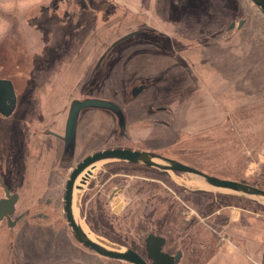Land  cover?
I'll list each match as a JSON object with an SVG mask.
<instances>
[{
    "label": "rangeland",
    "instance_id": "1",
    "mask_svg": "<svg viewBox=\"0 0 264 264\" xmlns=\"http://www.w3.org/2000/svg\"><path fill=\"white\" fill-rule=\"evenodd\" d=\"M0 29V78L17 100L11 117L0 115V199L2 184L19 195L16 225L0 223V264H129L84 247L66 221L71 170L58 169L64 142L47 133L64 136L74 99L112 101L126 119L119 137L111 112L83 111L76 162L110 148L149 151L264 189V15L251 0H0ZM109 167L96 168L79 199L95 236L147 259L146 230L163 228L166 210L163 251H183L179 264H197L193 248L209 257L204 264H264L263 206L246 199L213 209L236 196L180 192L167 179L168 206L154 210L148 198L162 186L150 193L142 183L158 174ZM178 177L198 188L195 177ZM41 213L49 219L34 218Z\"/></svg>",
    "mask_w": 264,
    "mask_h": 264
},
{
    "label": "water",
    "instance_id": "2",
    "mask_svg": "<svg viewBox=\"0 0 264 264\" xmlns=\"http://www.w3.org/2000/svg\"><path fill=\"white\" fill-rule=\"evenodd\" d=\"M251 1L264 15V0ZM243 22L244 20L239 21L237 26L235 23H232L230 29L238 30ZM132 34L134 33L122 37L114 45L126 40ZM106 54L107 53H105L102 59H100L99 64L102 62ZM144 89V85L134 89L133 96H137ZM16 105V94L12 82L0 78V114L4 117H10L16 110ZM85 110H102L111 112L118 121L119 135L122 136L125 134L126 119L118 104L109 100L96 98H85L82 100L74 99L70 104L66 120L65 134L63 137H60L65 143L61 159L62 167L63 165L65 167L72 163L76 146L77 128L81 113ZM115 163L134 164L158 170L181 189L200 193L207 191L224 192L229 195L251 200L264 207V189L253 186L246 181L221 179L154 152L137 151L125 148H112L97 151L84 158L72 170L65 186L64 211L66 221L75 239L80 244H83L85 247L97 252L105 258L130 264H179L183 256L180 251L176 254H170L163 251V246L166 240L161 236L149 234L144 241L147 256V259H145L129 247H120L111 243L104 244L103 242L95 240L93 238L94 234L84 226L79 212L80 200L75 197L74 192L76 184L83 174L90 168ZM176 173L195 177L196 180L202 183L206 189L202 190L195 187H188L181 182L182 180L176 175ZM2 186L5 197L0 199V223L6 220L8 227L13 228L16 225V221H14L12 217L16 212V204L19 200V195L17 193H12L8 185L3 184ZM118 193V189L114 190L111 199ZM35 217L38 218L39 215H36ZM224 237L227 238L228 236L225 235ZM222 242H224V240ZM149 261L151 263H149Z\"/></svg>",
    "mask_w": 264,
    "mask_h": 264
},
{
    "label": "flooded vegetation",
    "instance_id": "3",
    "mask_svg": "<svg viewBox=\"0 0 264 264\" xmlns=\"http://www.w3.org/2000/svg\"><path fill=\"white\" fill-rule=\"evenodd\" d=\"M142 85H144V87L146 88V86H145V84L144 83H142V84H139L138 86H136V87H134L133 89H132V91H131V94H132V96H133V91H134V89H136V88H138V87H140V86H142ZM140 94V93H139ZM138 94V95H139ZM116 121H117V119H116ZM117 125H118V122H117ZM66 126V125H65ZM48 135H51V136H53V137H55V138H57V139H59V140H61V141H63L60 137H63V136H60V135H58L57 133H54V134H52V133H47ZM65 134V133H64ZM77 134H78V128H77ZM118 136L119 137H122V136H120L119 134H118ZM64 142V141H63ZM64 147H65V143H64ZM110 149H112V148H110ZM100 151V150H99ZM63 152H64V150H63ZM97 152V151H96ZM76 153H77V135H76V146H75V152H74V159H73V162L71 163V164H69L68 166H66V167H62L61 166V158H62V156H61V158H60V161H59V164H58V169L60 170V171H66V170H71L70 171V173H69V175H68V178H69V176H70V174H71V172H72V170L76 167V165L79 163V162H81L84 158H86V157H84V158H82L80 161H78V162H76ZM95 153V152H94ZM91 154H93V153H91ZM91 154H89V155H91ZM158 154V153H157ZM63 155V154H62ZM88 155V156H89ZM161 155V154H160ZM182 163V162H181ZM134 164H125V163H115V164H108V165H105V166H107V167H109V166H111V167H109V168H118V169H120V167H135V166H138V165H135V166H133ZM190 166V165H189ZM140 167H142V168H140ZM135 168H137V169H142V170H144V171H146V172H148V173H151V174H158V173H160L161 174V176L158 174L157 176H159L160 178L159 179H154V178H147V179H144L145 181H147V182H150V183H142V186L143 187H147V188H150V193H152L153 191H155V188H157V185H155V184H159V186H158V189H159V191H161V187H160V185L162 186V190H163V194H162V196L161 195H156V194H154V193H152V195L148 198V202L149 203H153L152 205H155L156 207H153L152 209H159V208H161V209H164L165 208V206L167 205V198H168V195H165L164 193H165V188H166V178H167V176L166 175H164L163 173H161L160 171H158V170H154V169H152V170H150V168H147V167H143V166H138V167H135ZM114 170V169H113ZM158 173H157V172ZM124 174H117V176H123ZM176 175L177 176H179V175H181L180 173L178 174V173H176ZM103 177V176H102ZM68 178H67V180H68ZM101 179V178H100ZM168 179V178H167ZM67 180L65 181V186H66V182H67ZM169 180V179H168ZM163 181V182H162ZM170 181V180H169ZM171 182V181H170ZM94 183H96V182H94V180H92V181H90V184L88 185V187H90L92 184H94ZM117 183V182H116ZM3 185V184H2ZM5 185V184H4ZM173 185H175L174 183H173ZM117 186H121V184H119V185H117ZM176 186V185H175ZM3 187V186H2ZM177 187V186H176ZM9 188H10V190L12 191V188L9 186ZM48 191H52L55 187H54V185L52 184V186H48V185H46V187H45ZM124 188V187H123ZM123 188H122V186L121 187H119V188H116L115 190H119V193L116 195V196H114L112 199H111V196H110V200H117L116 198H118L117 196L120 194V192H122L123 191ZM113 191H114V189H113ZM64 192H65V189H64V191H63V198H64ZM12 193H15V192H13L12 191ZM112 195V194H111ZM114 200V201H115ZM51 202L52 201H50L49 199L47 200V204H51ZM156 202H158V204H156ZM115 203V205L116 206H120V205H118V203L117 202H114ZM17 205V204H16ZM101 205H104L102 202H101ZM168 206V205H167ZM170 206V205H169ZM39 215V217L38 218H40V219H42V217H43V219H46V220H48L49 219V217H48V215H46V214H43V213H41V214H38ZM166 215H167V212H166V210H164L163 212H162V216L165 218L166 217ZM24 218V216L22 215V216H20L19 217V219H23ZM34 218H36V217H34ZM13 219V218H12ZM4 221H6V220H4ZM3 221V222H4ZM7 222V221H6ZM163 222V225H165V220H163L162 221ZM146 225H148L147 223H146ZM159 227H160V225H158ZM151 231H154V232H158V231H156V230H151ZM151 231H149V230H146V235H145V238L149 235V234H154V235H157V234H155L154 232H151ZM157 236H161V235H157ZM161 237H163L165 240H166V238L164 237V236H161ZM145 240V239H144ZM166 245V242H165V244H164V246ZM144 246H145V242H144ZM163 246V247H164ZM145 248V247H144ZM146 251V250H145ZM182 255H183V253H182ZM183 257V256H182ZM151 263V262H150Z\"/></svg>",
    "mask_w": 264,
    "mask_h": 264
},
{
    "label": "trees",
    "instance_id": "4",
    "mask_svg": "<svg viewBox=\"0 0 264 264\" xmlns=\"http://www.w3.org/2000/svg\"><path fill=\"white\" fill-rule=\"evenodd\" d=\"M133 166H135V165H133ZM135 167H138V166H135ZM140 168H142V167H140ZM150 170H152V169H150ZM157 172V171H156ZM158 173V172H157ZM160 176H161V174L160 173H158ZM166 181H167V178H166ZM168 182L170 183V185L173 187V188H175L177 191H180V192H182L183 190L182 189H180V188H178V187H176L175 185H173L169 180H168ZM253 186H254V184H253ZM256 186V185H255ZM220 198H222L221 200H219V201H217V202H211V203H209V206H210V208H213V209H216V208H219L220 206L222 207V206H230L231 204H233L232 202H236V201H238L239 202V206H241L240 205V203L242 202V204H245L246 202H247V200L245 199V198H241V197H220ZM242 207V206H241ZM180 214V213H179ZM208 214V212H206V213H204L203 215H207ZM166 217H167V215H166ZM165 217V218H166ZM102 218H104V215H101L100 216V219H102ZM164 217H163V220H166ZM160 222V221H159ZM162 224V223H161ZM163 225V224H162ZM161 226V225H160ZM165 228H166V225H164L163 226V228H161L160 227V229L158 230V232H154V231H151V232H154L155 234H157V235H161V236H164L165 238H166V232H165ZM151 228H147V230H150ZM167 239V238H166ZM193 245V244H192ZM196 250H197V248L196 249H194L193 248V252L191 253V257L192 258H195L196 260H197V264H204L207 260H208V258L209 257H207V256H204V257H200L199 255H196ZM183 252V251H182Z\"/></svg>",
    "mask_w": 264,
    "mask_h": 264
},
{
    "label": "bare ground",
    "instance_id": "5",
    "mask_svg": "<svg viewBox=\"0 0 264 264\" xmlns=\"http://www.w3.org/2000/svg\"><path fill=\"white\" fill-rule=\"evenodd\" d=\"M16 109H17V107H16ZM16 111V110H15ZM15 111H14V113H15ZM13 113V114H14ZM12 114V115H13ZM1 115V114H0ZM11 115V116H12ZM2 116V115H1ZM10 116V117H11ZM4 117V116H3ZM4 118H7V117H4ZM98 166H95L94 168H90L88 171H86L84 174H83V176L78 180V182H77V184H76V187H75V197L77 198V199H80V196H81V194L83 193V191H84V189H85V187H86V185H87V183H88V180L90 179V177L95 173V171H96V168H97ZM196 179V178H195ZM182 182V181H181ZM196 182V181H195ZM196 184L198 185V188L197 189H202V190H204V189H206L203 185H202V183H200V182H196ZM15 215V214H14ZM13 218V217H12ZM2 223V222H1ZM89 232V231H88ZM93 236V235H92ZM93 238L95 239V240H98V241H100V242H103L104 244H109L107 241H105L104 239H101L100 237H97V236H93ZM83 245V244H82ZM84 246V245H83ZM108 246H110V245H108ZM85 247V246H84ZM87 248V247H86ZM89 249V248H88ZM91 250V249H90ZM93 251V250H92ZM93 252H95V251H93ZM96 254H98L97 252H95ZM98 255H100V254H98ZM100 256H102V255H100ZM102 257H104V256H102ZM105 258V257H104ZM109 259V258H108ZM111 260H113V259H111ZM149 263H150V261H149ZM130 264V263H129Z\"/></svg>",
    "mask_w": 264,
    "mask_h": 264
},
{
    "label": "crops",
    "instance_id": "6",
    "mask_svg": "<svg viewBox=\"0 0 264 264\" xmlns=\"http://www.w3.org/2000/svg\"><path fill=\"white\" fill-rule=\"evenodd\" d=\"M261 222H260L261 223L260 228L259 229H256L257 234H258V237H262V236L264 237V223H263L264 221L261 220ZM230 223H232V221ZM230 237H232V236H228L227 238H225V240H224L225 243L224 244H227L228 243Z\"/></svg>",
    "mask_w": 264,
    "mask_h": 264
},
{
    "label": "clouds",
    "instance_id": "7",
    "mask_svg": "<svg viewBox=\"0 0 264 264\" xmlns=\"http://www.w3.org/2000/svg\"><path fill=\"white\" fill-rule=\"evenodd\" d=\"M3 34H4V31H3V29H0V37H2V36H3Z\"/></svg>",
    "mask_w": 264,
    "mask_h": 264
}]
</instances>
